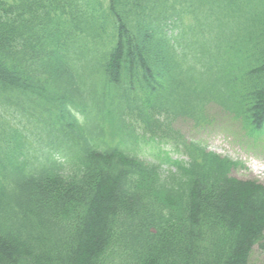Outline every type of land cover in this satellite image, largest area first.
<instances>
[{"label":"trees","instance_id":"obj_1","mask_svg":"<svg viewBox=\"0 0 264 264\" xmlns=\"http://www.w3.org/2000/svg\"><path fill=\"white\" fill-rule=\"evenodd\" d=\"M214 107L264 132V0H0V264H250L264 185L173 129Z\"/></svg>","mask_w":264,"mask_h":264},{"label":"rangeland","instance_id":"obj_2","mask_svg":"<svg viewBox=\"0 0 264 264\" xmlns=\"http://www.w3.org/2000/svg\"><path fill=\"white\" fill-rule=\"evenodd\" d=\"M210 110H212L210 112ZM210 122L197 124L191 119H180L173 124V129L180 132L181 135L189 141L202 142L210 151H214L221 156L230 157L244 164L233 170V175L239 179L258 180L264 184V132L256 140L246 134L241 123L234 121L217 107L210 108ZM80 118L83 117L79 114ZM18 120H21V126L26 125L24 133L28 135L29 141L33 147L40 149L47 141L44 139V130L38 129L34 124H28L27 119L18 114ZM138 130L143 134L142 123L135 121ZM142 129V130H141ZM41 130V131H40ZM150 135L146 134V137ZM176 140H165L159 146L155 142H141L140 156L149 161H157L159 154L168 151L174 158L180 156L175 152ZM161 147V148H160ZM164 150V151H163ZM165 167H168L166 164ZM250 264H264V244L255 247Z\"/></svg>","mask_w":264,"mask_h":264}]
</instances>
